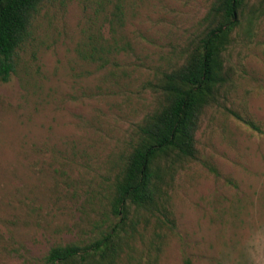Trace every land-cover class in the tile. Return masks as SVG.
Wrapping results in <instances>:
<instances>
[{"label": "rangeland", "instance_id": "obj_1", "mask_svg": "<svg viewBox=\"0 0 264 264\" xmlns=\"http://www.w3.org/2000/svg\"><path fill=\"white\" fill-rule=\"evenodd\" d=\"M212 2L53 0L41 12L0 82V264H45L56 246L100 237L118 155L154 108L148 84L180 62ZM234 37L225 104L261 132L210 108L199 159L170 190L172 228L140 216L118 264H264V16Z\"/></svg>", "mask_w": 264, "mask_h": 264}, {"label": "trees", "instance_id": "obj_2", "mask_svg": "<svg viewBox=\"0 0 264 264\" xmlns=\"http://www.w3.org/2000/svg\"><path fill=\"white\" fill-rule=\"evenodd\" d=\"M52 1L0 0V82H8L16 73L21 54L35 41L38 18ZM252 1L213 0L199 33L182 54L183 60L159 72L148 84L154 108L136 126L118 155L108 205L111 222L88 246L52 248L45 264H118L122 242L135 238L140 216L147 219L146 224L154 219L159 228H172L170 190L178 172L199 159L197 134L210 108L223 107L261 132L252 119L225 104L234 81L226 60L234 34L243 25L250 32L264 16V0L258 5ZM118 13L114 16L120 20Z\"/></svg>", "mask_w": 264, "mask_h": 264}, {"label": "clouds", "instance_id": "obj_3", "mask_svg": "<svg viewBox=\"0 0 264 264\" xmlns=\"http://www.w3.org/2000/svg\"><path fill=\"white\" fill-rule=\"evenodd\" d=\"M257 244H259V240L257 241ZM259 250V249H258Z\"/></svg>", "mask_w": 264, "mask_h": 264}]
</instances>
